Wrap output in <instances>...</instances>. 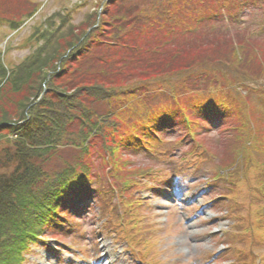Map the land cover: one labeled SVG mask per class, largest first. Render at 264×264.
Listing matches in <instances>:
<instances>
[{"label": "trees", "instance_id": "16d2710c", "mask_svg": "<svg viewBox=\"0 0 264 264\" xmlns=\"http://www.w3.org/2000/svg\"><path fill=\"white\" fill-rule=\"evenodd\" d=\"M202 2L102 0L93 19L77 29L65 27V14L51 16L30 37L33 51L17 66L9 67L2 55L0 264H25L33 248L45 244L44 232L65 224L63 219L84 207L91 193L99 200L129 199L130 193L163 180L160 170L129 169L130 158L122 157L141 151L166 155L162 134L174 120L191 131L181 142L202 128L196 114L219 107L214 116L237 114L232 92L200 93L209 71L211 80L217 75L206 62L193 65L201 60L199 47L214 46L222 36L234 41L226 31L220 39L215 31L198 35L205 31L196 26ZM30 3L0 0V24L18 30L36 10ZM214 3L226 5L225 0ZM245 46L218 47L214 59L220 54L233 63L243 60ZM156 98L162 99L159 105ZM242 147L244 153L247 143ZM234 164L227 165L231 175L239 166Z\"/></svg>", "mask_w": 264, "mask_h": 264}, {"label": "rangeland", "instance_id": "374dc122", "mask_svg": "<svg viewBox=\"0 0 264 264\" xmlns=\"http://www.w3.org/2000/svg\"><path fill=\"white\" fill-rule=\"evenodd\" d=\"M27 1L36 10L18 30L11 31L6 23L0 24V59L3 55L2 60L11 68L33 51L35 41H30V37L43 30L51 16L63 13L68 18L65 27L70 24L77 29L87 19H93L91 15L102 0ZM203 1L202 10L200 4L196 8L197 14L200 13L196 26L197 31H205L198 35H210V27L213 26L217 29V35L214 33L217 38L220 39L221 31L229 30L236 46L244 47L242 42L247 43L240 57L243 56L244 60L248 54L250 63L245 60L233 63L229 56L220 54L214 59L216 48L230 50L228 48L233 46V42L223 39V36V40L217 41L214 46L209 42L205 50L199 47L197 56L201 60H193V65L206 62L208 71L213 69V74L217 75L215 80H211L209 71V79L201 87L200 93L232 92L236 98L237 114L225 116L223 120L214 119L215 111L220 107L196 114V117H202L201 124L207 131L202 132V128H199L194 131L193 142L185 140L183 145L177 143L186 126L175 120L163 135L164 139L170 141L161 147L168 148L166 155L160 157L158 153L151 155L143 152L123 155L122 158H130L129 169L144 167L146 171L160 170L163 176L167 173L163 180L153 183L159 187L157 194L154 191L158 188L147 189L143 192L145 203L135 204L137 209L133 212L148 215L143 221L150 225L142 234L129 237L127 243L135 256L147 257V261L154 264H185L186 259L188 263L194 260L193 264H200L209 258L213 259L212 264H251L247 256L236 254V247L244 248L243 253L246 254L249 249L247 243L252 240V264H264V222L261 224L264 220V0H225L226 12H221L219 7L220 14L213 22L207 17L214 12L215 0ZM207 1L212 2L208 10ZM58 17L57 24L61 23ZM98 21L99 17L96 19ZM238 35L244 37L242 41H239ZM230 57L236 58L237 55L235 53ZM161 100L156 98V104L159 105ZM149 106L154 107L153 104ZM246 143L248 148L242 153V145ZM170 152L173 154L168 155ZM232 163L239 165L233 175L227 168ZM170 176L177 178L173 185L177 188L173 189L171 184L165 182ZM213 179H216V183ZM230 181L233 184L238 182L230 187ZM147 186L150 187L149 184ZM137 192L130 193V198H135ZM109 200L107 198V202H102L101 210L79 216V229L58 234L45 232L43 235L52 250L35 246L25 264H71L72 261L79 264L81 261L71 253L78 248L84 249L83 252L95 264H105L107 257V264H136L132 259L124 262L114 254L115 237L110 230L115 232V224L107 222L114 213L121 215L122 210L129 206V201L119 199V207L117 199L113 205ZM108 206L110 209H107ZM233 225L236 227L234 231ZM242 226L251 232L250 237L246 234L240 237L244 233ZM232 232L237 234V238L240 237L236 244L231 237ZM178 256L184 261L176 262Z\"/></svg>", "mask_w": 264, "mask_h": 264}]
</instances>
